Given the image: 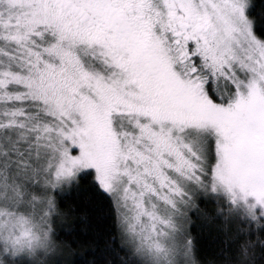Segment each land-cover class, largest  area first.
<instances>
[{
  "label": "snow or ice",
  "instance_id": "obj_1",
  "mask_svg": "<svg viewBox=\"0 0 264 264\" xmlns=\"http://www.w3.org/2000/svg\"><path fill=\"white\" fill-rule=\"evenodd\" d=\"M84 179L120 264H264V0H0V264Z\"/></svg>",
  "mask_w": 264,
  "mask_h": 264
},
{
  "label": "trees",
  "instance_id": "obj_2",
  "mask_svg": "<svg viewBox=\"0 0 264 264\" xmlns=\"http://www.w3.org/2000/svg\"><path fill=\"white\" fill-rule=\"evenodd\" d=\"M257 10L260 0H256ZM204 206L203 202L202 205ZM61 207L68 211L59 230V238L71 241V249L54 257L55 264H120L119 256L109 245L112 231V215L106 204L92 190L87 179L64 194ZM195 220V216H193ZM202 254L206 257L218 251L222 235L203 221L193 226Z\"/></svg>",
  "mask_w": 264,
  "mask_h": 264
}]
</instances>
